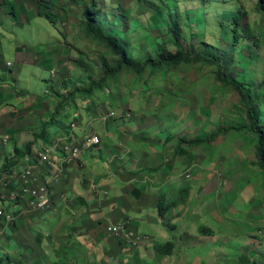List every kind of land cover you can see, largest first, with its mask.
Listing matches in <instances>:
<instances>
[{
	"label": "rangeland",
	"instance_id": "1",
	"mask_svg": "<svg viewBox=\"0 0 264 264\" xmlns=\"http://www.w3.org/2000/svg\"><path fill=\"white\" fill-rule=\"evenodd\" d=\"M7 1L11 7L0 6V64L12 66L0 67V84L7 85L0 87V101L12 108L1 118L0 130L10 139L0 146L13 151L43 130L42 141L51 145L65 140L73 123L77 140L94 134L101 143L51 180L50 189H57L47 211L17 201V213L3 198L15 220H0V264H16L12 252L21 247L51 254L52 245L63 260L41 254L35 264H264V172L256 165V137L242 128L248 123L244 103L230 84L252 88L264 122V22L257 0H98L97 26L139 65L176 51L168 32L172 18L182 27L183 46L193 54L216 53L223 74L220 81L215 66L200 63L141 77L122 71L92 97L85 90L104 77L102 61L114 65L116 58L85 33L89 0ZM36 143L37 150L42 144ZM12 155L0 157V182L16 162ZM42 169L52 176L53 168ZM92 187L108 197L78 206L74 197L89 202ZM1 191L7 195L9 188ZM162 201L179 205L161 216ZM52 216H66L67 224L79 219L92 254L82 255L66 238L47 237ZM93 216L98 224L89 228ZM108 218L128 223L150 242L128 248L107 232ZM204 227L213 235L202 234ZM168 242L175 244L173 254L159 257L154 245Z\"/></svg>",
	"mask_w": 264,
	"mask_h": 264
},
{
	"label": "trees",
	"instance_id": "2",
	"mask_svg": "<svg viewBox=\"0 0 264 264\" xmlns=\"http://www.w3.org/2000/svg\"><path fill=\"white\" fill-rule=\"evenodd\" d=\"M98 0H89L90 10L84 13L85 18V33L95 39L96 41L103 44L110 53L116 58L115 64L110 65L107 61H102V69L105 73L104 77L100 82L91 81L90 87L85 90L86 94L92 97L94 91H101L105 86L108 79L117 78L122 71H128L135 74L137 77H141L149 70L150 75H158L159 72L166 68H173L180 65H193V64H203L205 66H215L217 68L216 77L222 81L223 66L220 58L214 52L200 51L197 54H193L191 51L187 50L182 43L183 32L182 27L177 20L170 19V24L168 28L169 35L172 39L173 45L176 49L175 52L158 53L154 57L147 59L143 64L139 65L134 59L131 58L129 52L123 46L121 41L113 35L107 34L102 29L97 26L96 23V6ZM95 9V10H94ZM256 11L261 15L264 22V0H257ZM48 18V17H47ZM241 18L236 16L234 19V29L233 36L238 38V29L240 27ZM231 86L239 93L244 103V108L246 111L248 123L242 128L247 132H250L256 137V165L264 172V122L259 118V111L257 108V98L251 87L244 84L231 82ZM262 86L264 87V80ZM45 130H43L37 137L41 140L45 135ZM42 134V135H41ZM218 134H213L211 139L214 140ZM28 142L23 146H15L13 155L16 162L9 165V170L17 167L22 161L27 158L30 159L31 163L37 161L34 145L36 140ZM46 144V143H45ZM6 165V164H4ZM185 193L182 190L181 193ZM162 201L159 206V214L165 216L166 210L174 209L179 205L177 201L171 203H166ZM201 233L204 235H213L211 230L208 228H202ZM38 240L42 241V236H37ZM175 244L173 242H168L164 244H155L154 251L159 257L171 256L174 252Z\"/></svg>",
	"mask_w": 264,
	"mask_h": 264
},
{
	"label": "built area",
	"instance_id": "3",
	"mask_svg": "<svg viewBox=\"0 0 264 264\" xmlns=\"http://www.w3.org/2000/svg\"><path fill=\"white\" fill-rule=\"evenodd\" d=\"M8 67L12 64L8 63ZM71 133L65 137V140H55L51 145L42 144L35 155L37 161L31 163L30 159L22 161L17 167L10 169L9 173L0 182V220L5 223H13L15 216L12 212L5 211L3 198H8L10 202H23L31 211L45 212L51 207V180L58 178L63 168L80 159L84 151H88L100 145L101 139L97 135H87L82 140H77L73 132L77 129L76 124L69 125ZM9 137L0 130V144L5 145ZM60 154V156H59ZM53 168L52 176L47 177L45 183H40L39 167ZM1 181V180H0ZM3 188H9L7 195H3ZM96 199L106 198L108 191L97 190L92 187ZM65 198V196H63ZM107 232L123 242L130 249L144 247L150 242L146 235L137 233L128 223H110L107 226ZM1 237V232H0Z\"/></svg>",
	"mask_w": 264,
	"mask_h": 264
},
{
	"label": "crops",
	"instance_id": "4",
	"mask_svg": "<svg viewBox=\"0 0 264 264\" xmlns=\"http://www.w3.org/2000/svg\"><path fill=\"white\" fill-rule=\"evenodd\" d=\"M16 1L19 4H22L20 0H16ZM0 6L11 7V2L10 1H7V0H0ZM3 25H4L3 23H0V28L3 27ZM2 47L3 46H2L1 40H0V48H2ZM19 50H20V48H19ZM0 54H1V52H0ZM20 57H22V53H20ZM0 67H2V68H5L6 67L7 68L8 66H6V64H4V63H1L0 64ZM5 86H7V85L6 84H3V85L0 84V87H5ZM5 107H11L12 108V106H10V105H7V106L1 105V101H0V125H2V126H4V122H3V120L1 118L3 117V115H5L7 113V110L8 111L11 110V109H7ZM18 133L19 134H22V132L19 131V132H15L14 133V136H16V134H18ZM69 133H71L70 130H69ZM73 134L75 136L76 135H79V133L77 134V129L73 132ZM34 140H35L34 137H33V139L31 137L28 139V141H34ZM39 142L41 144H43V143L45 144V142H43L42 139L39 140ZM17 146L19 147V144H17ZM34 146L37 147V143H35ZM13 151L11 149H9V152H8L6 149H4V146H0V157H1V159H4L8 155V153L11 154ZM4 164H3V166H4ZM42 168H40V170H39L40 171V174H39L40 180H41V178H42V180L47 179L46 177H47L48 171L46 169H42ZM68 170H72V168L69 167ZM131 182H130V186L132 187ZM93 184H94V182H93ZM56 189H57V187H55L53 190H51V198L54 197V196H52V193L55 195L54 192L56 191ZM183 190H185V189H183ZM90 192H91V190L88 191V193H90ZM110 192H111V195L114 194V191L113 190H111ZM77 193L79 194L80 192L78 191ZM86 195H87V192H86ZM56 198H57V196H55L53 203L58 204L57 201H55ZM83 199L82 198H78V197H74L75 202L78 203V206H80V207L88 206V204L91 203V200H93V199L98 200V199H96L94 197V195L91 198H89L90 199L89 202L84 197H83ZM8 203H9V205H7V206L13 208L14 211L17 212V213L21 209L20 206H15V204H17L16 202H10V201H8ZM117 212L120 213L119 211H117ZM82 216L83 215H81L79 218L81 219ZM119 216H121V215H118L117 214L113 219L116 221ZM58 218L59 217L52 216V220L49 223L50 224L49 225V228H50V230L52 232L50 234H48L47 237L49 235H51V238L52 239L55 236L60 237L62 239L66 238V239L70 240V241H68L69 244H75L76 246L79 247L82 255L87 256V255L92 254L91 249H89L87 247V245L85 244V242L83 241L87 237L88 232H87L86 229H84V227L82 225H80L79 219H77L72 224H67L66 222H67L68 218H66V216H62L61 217V220H59ZM97 218H98V221L100 222V218L98 216H97ZM107 220L108 221L109 220L112 221V219H110V218H108ZM60 221H61L62 228H60L58 226V224L60 223ZM82 221H84V220H82ZM96 221L97 220L95 219L94 216L91 219H88V223L90 224V227L89 228H92V227L96 226L98 224ZM46 223H48V222H46ZM54 229H56L55 230V233H54ZM51 249H53L52 252H50L51 254H48L43 249H40L39 252H36V250H33L32 248L21 247L20 249H16L14 252H12V255L17 260L16 261V264H35V263H38L39 262L38 260H40V257L39 256H41V254L45 255L46 256V259L47 258L49 259L50 256H52L53 254H56V255H58V257H60V260L62 261L64 256H63V254H61L58 251V248L55 245H52L51 246ZM117 249H118L117 247H113V246L108 247V251L109 252H112L113 250L114 251H117ZM41 250L44 251L45 253H43ZM102 250H103V248H102ZM32 255H35V258H37V259L35 260L34 257H32ZM98 256H101L100 251L97 252V258H98ZM26 257H27V259H25ZM90 264H92V262H90Z\"/></svg>",
	"mask_w": 264,
	"mask_h": 264
},
{
	"label": "clouds",
	"instance_id": "5",
	"mask_svg": "<svg viewBox=\"0 0 264 264\" xmlns=\"http://www.w3.org/2000/svg\"><path fill=\"white\" fill-rule=\"evenodd\" d=\"M70 129V128H69ZM109 225V224H108Z\"/></svg>",
	"mask_w": 264,
	"mask_h": 264
}]
</instances>
